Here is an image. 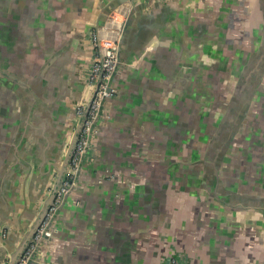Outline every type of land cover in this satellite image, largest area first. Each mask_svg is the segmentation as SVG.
Here are the masks:
<instances>
[{
    "label": "crops",
    "instance_id": "0c3cea01",
    "mask_svg": "<svg viewBox=\"0 0 264 264\" xmlns=\"http://www.w3.org/2000/svg\"><path fill=\"white\" fill-rule=\"evenodd\" d=\"M120 2L0 0V260L40 210L47 158L36 141L72 136L75 104L92 94L82 76L89 31ZM134 7L116 93L43 264H167L176 253L185 264H264V72L216 172L230 196L207 170L239 81L263 49L264 0Z\"/></svg>",
    "mask_w": 264,
    "mask_h": 264
},
{
    "label": "built area",
    "instance_id": "2783aa9c",
    "mask_svg": "<svg viewBox=\"0 0 264 264\" xmlns=\"http://www.w3.org/2000/svg\"><path fill=\"white\" fill-rule=\"evenodd\" d=\"M142 1L144 0L121 1L109 12L103 25L89 31L92 55L84 73L92 94L80 101L75 108L73 130L79 127L78 139L54 201L16 264H29L32 260L43 264L45 261L42 247L58 230L56 219L77 183L83 164L93 155L97 122L103 116L105 101L116 93L113 80L121 70L120 46L124 27L134 6ZM184 262L183 256L176 253L168 258L167 264H185Z\"/></svg>",
    "mask_w": 264,
    "mask_h": 264
},
{
    "label": "water",
    "instance_id": "95a60500",
    "mask_svg": "<svg viewBox=\"0 0 264 264\" xmlns=\"http://www.w3.org/2000/svg\"><path fill=\"white\" fill-rule=\"evenodd\" d=\"M115 6L116 5H112L103 11L102 13L103 19L95 27H99L103 25L109 12ZM134 9L135 7L132 9L127 19V22L125 24L122 39H121L120 51H121L124 33L126 30L127 24H128L129 18L132 16ZM262 48L263 49L260 50V54H258L255 57V59L249 63V67L246 69L245 73L240 79L238 88L236 89L235 94H234L233 104L227 111V115L225 116L222 123L220 124L219 129L217 133L215 134V137L213 138L212 143L210 145L211 154H210V161L207 162V170H208V175L210 176V179L213 181L216 187L217 185H219V182H218L219 177H217V174H216L217 169L221 165L225 157V152L230 142L232 141L234 134L237 132L239 128L241 118L243 117L247 104L251 99L255 85H257V82H259L258 81L259 78L262 76L264 72V45ZM86 67L87 65L82 70V76H83L84 81L88 83L85 77V73H84V70ZM255 68L259 70V73H260L259 76L257 75L258 71ZM78 103L79 102L75 104V108ZM74 118H75V114H74ZM78 129L79 127H77L75 131L73 130L72 136L69 139L67 137V140L62 137L59 131V134L57 133L56 138L54 136L46 137V135L43 133L41 136V139H38L36 141L38 146L40 147L42 154L44 155V159L47 158L44 161L45 163L44 165H46L47 169H44V170L42 169L43 176L41 177V181H40L41 183L39 184V196H40L39 198L41 200L40 210L38 211L36 217L31 223L30 228L24 234V237L19 243L16 250L12 253H8L6 250L3 251L4 254H3L2 259L0 260V264H16L18 262L26 245L33 238L36 230L38 229L42 220L46 216L49 210V207L52 205L54 201L58 186L60 185L61 179L67 169L70 158L72 157V154H73V151H74L77 139H78ZM55 146L56 148L54 149L53 147ZM50 157L55 160L53 163L50 162ZM217 189H218V194L221 196L231 195V193H228V192L226 193L224 190H222L220 185ZM0 248H2V246ZM31 263L42 264L35 260H32L29 262V264Z\"/></svg>",
    "mask_w": 264,
    "mask_h": 264
}]
</instances>
